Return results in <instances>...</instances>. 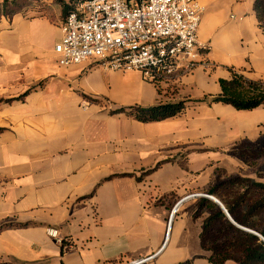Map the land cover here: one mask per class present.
<instances>
[{
    "label": "crops",
    "instance_id": "crops-1",
    "mask_svg": "<svg viewBox=\"0 0 264 264\" xmlns=\"http://www.w3.org/2000/svg\"><path fill=\"white\" fill-rule=\"evenodd\" d=\"M194 1L208 50L157 82L93 62L60 66L61 19L0 23V264H211L194 195L220 174L250 177L229 151L258 140L264 107L203 100L231 69L264 82V33L255 0ZM181 100L185 111L159 122L114 113Z\"/></svg>",
    "mask_w": 264,
    "mask_h": 264
},
{
    "label": "built area",
    "instance_id": "built-area-1",
    "mask_svg": "<svg viewBox=\"0 0 264 264\" xmlns=\"http://www.w3.org/2000/svg\"><path fill=\"white\" fill-rule=\"evenodd\" d=\"M201 15L194 0H86L61 23L63 36L54 51L60 66L93 62L139 72L152 82L168 80L181 61L193 68L208 50L198 42ZM49 234L63 243L56 231Z\"/></svg>",
    "mask_w": 264,
    "mask_h": 264
},
{
    "label": "trees",
    "instance_id": "trees-1",
    "mask_svg": "<svg viewBox=\"0 0 264 264\" xmlns=\"http://www.w3.org/2000/svg\"><path fill=\"white\" fill-rule=\"evenodd\" d=\"M22 0H0V23L20 15ZM39 1V0H35ZM60 7L61 21L86 0H51ZM254 12L264 33V0H255ZM231 78L219 80L221 93L203 101L224 103L238 111L264 107V82L251 81L237 71L230 70ZM10 102V101H8ZM188 100L160 103L150 108L139 106L114 113H124L143 123L159 122L183 113ZM1 131V130H0ZM229 154L249 168L247 175L223 177L212 183L207 194L216 198L231 219L239 226L254 231L262 238L236 227L216 202L202 198L194 206V218L204 217L200 244L211 264H264V131L256 142L241 141ZM257 168V169H256ZM255 173H252L254 170ZM220 179V178H219Z\"/></svg>",
    "mask_w": 264,
    "mask_h": 264
},
{
    "label": "rangeland",
    "instance_id": "rangeland-1",
    "mask_svg": "<svg viewBox=\"0 0 264 264\" xmlns=\"http://www.w3.org/2000/svg\"><path fill=\"white\" fill-rule=\"evenodd\" d=\"M20 9L18 10L21 14L24 15H45L50 17L52 20L61 19L60 16V7L51 0H22L20 3ZM257 169V168H256ZM254 170L252 173H255ZM261 171H264V160L260 162ZM221 177H230L219 175V180H222Z\"/></svg>",
    "mask_w": 264,
    "mask_h": 264
},
{
    "label": "water",
    "instance_id": "water-1",
    "mask_svg": "<svg viewBox=\"0 0 264 264\" xmlns=\"http://www.w3.org/2000/svg\"><path fill=\"white\" fill-rule=\"evenodd\" d=\"M202 197L207 198V199H210V200L216 202L218 205H220V206L222 207V209L225 211V213H226L227 217L229 218V220H230V221H231L236 227H238L239 229H241V230H243V231H246V232H248V233L254 234V235H256V236L262 238L259 234L255 233L254 231H251V230H249V229H246V228H243V227L237 225V224L231 219V217L229 216L228 212L225 210V208L222 206V204H221L216 198H214V197H212V196H210V195H202ZM262 239H263V238H262Z\"/></svg>",
    "mask_w": 264,
    "mask_h": 264
}]
</instances>
